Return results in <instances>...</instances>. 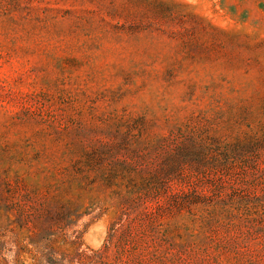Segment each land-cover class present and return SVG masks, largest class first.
Here are the masks:
<instances>
[{
  "label": "rangeland",
  "instance_id": "obj_1",
  "mask_svg": "<svg viewBox=\"0 0 264 264\" xmlns=\"http://www.w3.org/2000/svg\"><path fill=\"white\" fill-rule=\"evenodd\" d=\"M0 264H264V0H0Z\"/></svg>",
  "mask_w": 264,
  "mask_h": 264
}]
</instances>
